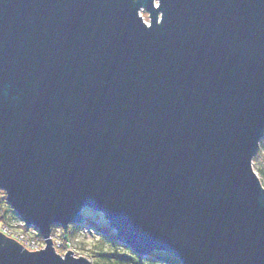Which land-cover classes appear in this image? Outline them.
Instances as JSON below:
<instances>
[{
  "label": "water",
  "instance_id": "water-1",
  "mask_svg": "<svg viewBox=\"0 0 264 264\" xmlns=\"http://www.w3.org/2000/svg\"><path fill=\"white\" fill-rule=\"evenodd\" d=\"M141 11L148 14L145 20ZM264 0H0V191L46 240L101 214L137 254L264 264Z\"/></svg>",
  "mask_w": 264,
  "mask_h": 264
},
{
  "label": "rangeland",
  "instance_id": "rangeland-1",
  "mask_svg": "<svg viewBox=\"0 0 264 264\" xmlns=\"http://www.w3.org/2000/svg\"><path fill=\"white\" fill-rule=\"evenodd\" d=\"M141 14L148 21V14L144 11H141ZM264 168V137L261 139L258 151L253 158V168L260 177L263 178L259 174V168ZM83 216L85 221L91 222L98 227H105L108 222L106 219L96 212H93L89 209L83 210ZM2 218H5V222L10 223L12 225L20 226V221L18 216L13 213L12 208L10 207L9 203L6 200L5 192L0 191V221ZM79 226V225H75ZM23 227V226H22ZM52 235H57L61 239V242L64 244L61 248H56L55 252L61 256H65L68 250L73 252V255L76 257L82 256L87 258L91 264H96V261L100 258L98 257L99 252H117L119 251L120 254L125 253V251L121 249H116L109 245L108 242H104L97 234L98 232H94L93 234L88 232L87 229L82 227L72 228L70 225L65 232L60 226L53 225L52 226ZM112 233L115 234V231L112 230ZM96 234V235H95ZM68 239V244L65 243V240L62 238L63 236ZM44 242V241H43ZM45 243V242H44ZM67 244V245H66ZM45 245V244H44ZM43 245V247H44ZM67 246V248H66Z\"/></svg>",
  "mask_w": 264,
  "mask_h": 264
},
{
  "label": "trees",
  "instance_id": "trees-1",
  "mask_svg": "<svg viewBox=\"0 0 264 264\" xmlns=\"http://www.w3.org/2000/svg\"><path fill=\"white\" fill-rule=\"evenodd\" d=\"M259 174L263 178V185H264V168H259ZM2 192V191H1ZM14 213V212H13ZM15 214V213H14ZM16 215V214H15ZM19 221L21 219L18 217ZM5 218H2V221H4ZM26 229L27 227L24 226ZM79 226L72 225V228H77ZM80 227L85 228L90 233H96L98 232V236L104 241L108 242L110 246L118 249H121L125 251V253L120 254L119 251L117 252H99L98 261H96V264H182L177 258H175L173 255L165 253V252H153L147 256H143L140 254H137L132 248L129 246L121 243L118 239L116 234L112 233V229L107 224L105 227H98L95 226V224L91 222L84 221L83 225H80ZM96 235V234H95ZM63 236V235H62ZM65 240V243L68 244V239L64 236L62 237ZM66 244V245H67Z\"/></svg>",
  "mask_w": 264,
  "mask_h": 264
},
{
  "label": "built area",
  "instance_id": "built-area-1",
  "mask_svg": "<svg viewBox=\"0 0 264 264\" xmlns=\"http://www.w3.org/2000/svg\"><path fill=\"white\" fill-rule=\"evenodd\" d=\"M20 225L21 227L17 225H12L5 221H0V232L16 240L28 251H38L45 247L46 240L38 232L33 231L31 229L28 230V228L26 229L22 221H20ZM52 234H53V231H51L50 238L53 241L54 248L56 247L59 249L63 247L64 244L61 242V239L59 238V236L52 235Z\"/></svg>",
  "mask_w": 264,
  "mask_h": 264
},
{
  "label": "bare ground",
  "instance_id": "bare-ground-1",
  "mask_svg": "<svg viewBox=\"0 0 264 264\" xmlns=\"http://www.w3.org/2000/svg\"><path fill=\"white\" fill-rule=\"evenodd\" d=\"M24 226H25V225H24ZM27 228H28V227H27ZM29 229L38 232V230H36L35 228H28V230H29ZM38 233H39V232H38Z\"/></svg>",
  "mask_w": 264,
  "mask_h": 264
}]
</instances>
